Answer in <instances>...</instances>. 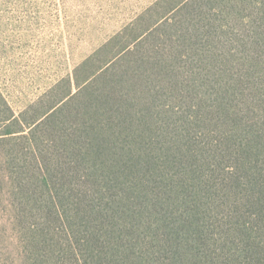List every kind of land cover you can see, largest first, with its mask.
I'll return each mask as SVG.
<instances>
[{
	"label": "trees",
	"instance_id": "trees-1",
	"mask_svg": "<svg viewBox=\"0 0 264 264\" xmlns=\"http://www.w3.org/2000/svg\"><path fill=\"white\" fill-rule=\"evenodd\" d=\"M0 144L33 263L264 264V0H156L73 82L0 94Z\"/></svg>",
	"mask_w": 264,
	"mask_h": 264
},
{
	"label": "rangeland",
	"instance_id": "rangeland-1",
	"mask_svg": "<svg viewBox=\"0 0 264 264\" xmlns=\"http://www.w3.org/2000/svg\"><path fill=\"white\" fill-rule=\"evenodd\" d=\"M155 1L0 0L1 96L18 114L50 87L73 82L82 61ZM2 147L0 264H37L26 237L29 207L13 188Z\"/></svg>",
	"mask_w": 264,
	"mask_h": 264
}]
</instances>
